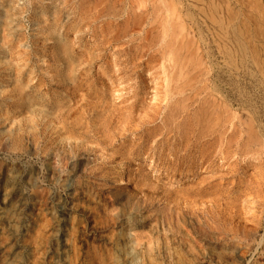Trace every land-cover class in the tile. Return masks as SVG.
<instances>
[{"label":"rangeland","instance_id":"obj_1","mask_svg":"<svg viewBox=\"0 0 264 264\" xmlns=\"http://www.w3.org/2000/svg\"><path fill=\"white\" fill-rule=\"evenodd\" d=\"M191 6L0 0V264H264V37Z\"/></svg>","mask_w":264,"mask_h":264},{"label":"bare ground","instance_id":"obj_2","mask_svg":"<svg viewBox=\"0 0 264 264\" xmlns=\"http://www.w3.org/2000/svg\"><path fill=\"white\" fill-rule=\"evenodd\" d=\"M190 1H191V5L197 11V14H200L202 19L204 18L205 22L209 24L207 30L209 29L208 31H211L213 43L217 48V51L223 56L224 59H226L227 66L231 69H234V71L237 72L239 70V67L242 65L243 57L246 56V54L248 53L247 47L250 46L249 43L251 41V35L249 34L250 32L248 30L250 28V25L255 24L257 27H259L258 36L262 35L261 37L262 38L264 37V33H263L264 31H262V29H264V8L262 7L263 4H261L260 2L261 0H237L238 4L243 6V9L247 11L246 15L245 16L243 15L244 17L240 16L238 13H236V11L234 12L228 7H224V8L217 7L213 4V2L211 3L210 0H190ZM186 15L190 17L189 13L188 14L186 13ZM186 39L189 40V38ZM202 39L204 40L203 36ZM230 45H232L233 48ZM196 48L197 47H195V49ZM251 56L249 57L252 58V60L256 64L255 66H257V70H258L257 72L263 74L261 64H259L258 61L256 60V55L252 54ZM149 261H151L150 258Z\"/></svg>","mask_w":264,"mask_h":264}]
</instances>
